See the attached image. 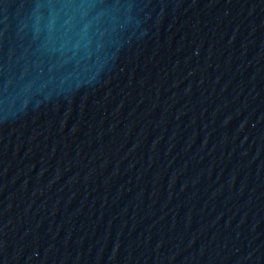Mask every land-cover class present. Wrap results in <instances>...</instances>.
Segmentation results:
<instances>
[{
	"label": "water",
	"instance_id": "obj_1",
	"mask_svg": "<svg viewBox=\"0 0 264 264\" xmlns=\"http://www.w3.org/2000/svg\"><path fill=\"white\" fill-rule=\"evenodd\" d=\"M0 264H264V0H0Z\"/></svg>",
	"mask_w": 264,
	"mask_h": 264
}]
</instances>
